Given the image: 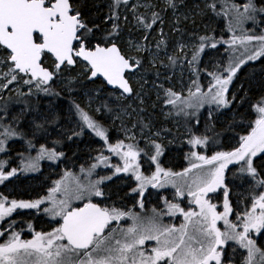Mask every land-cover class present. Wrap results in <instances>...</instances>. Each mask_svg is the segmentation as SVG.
I'll list each match as a JSON object with an SVG mask.
<instances>
[{
    "label": "snow or ice",
    "instance_id": "6c2138e0",
    "mask_svg": "<svg viewBox=\"0 0 264 264\" xmlns=\"http://www.w3.org/2000/svg\"><path fill=\"white\" fill-rule=\"evenodd\" d=\"M169 14L179 39L164 31ZM210 15L226 19L229 39H218L207 25L203 34L187 29L189 23L196 25L197 17ZM249 23L251 29L246 27ZM261 24L264 0H202L193 8L186 0H112L99 23L84 14L81 0H0V154L4 157L0 184L19 173L40 170L42 161L65 158L63 151H57L61 139L52 141L51 147L39 142L59 119L40 111L42 97L61 95L57 86L73 96L74 86L82 80L95 83L103 78L99 88L87 94L85 104L74 98L68 101L76 127L63 139L79 138L88 131L104 145L96 150L93 162L80 166L79 173L65 170L45 196L17 200L0 194V222L17 209L40 210L47 205L43 211L55 223L50 231L32 229L31 239L12 230L15 222L0 230V264H264V239L258 243L264 237V90L254 97L229 91L243 65L264 58V27L256 31ZM133 30L139 33L135 38ZM218 45L227 46L228 63L216 65L210 73L203 69L210 79L201 85L202 55ZM178 66L190 74L186 92L183 72L180 85L173 84ZM146 86L155 92L152 114L145 107L150 99ZM10 93L14 97L4 101ZM101 93L112 103L104 101ZM96 100L99 107H93ZM129 100L138 103L125 104ZM12 103L22 105L19 112L12 113ZM157 104L170 109L163 115L174 113L186 120L187 139L182 142L190 148V166L182 171L162 166L167 144L173 141L161 142L162 133L171 134L170 129L153 131ZM237 104H247L255 118L237 125L244 134L237 133L235 145L225 150L213 138L220 136L214 124L199 131V114L208 106L211 121L212 106L220 112ZM116 120L123 138L111 136ZM210 130L213 136L207 134ZM16 140L24 141L25 152L17 153L19 164L12 167L9 143ZM210 146L214 147L209 155ZM113 157L119 162L111 163ZM102 168L111 175H100L97 170ZM114 178L122 179L129 189L120 197L119 207L112 200ZM168 186L174 189L172 199L165 196L163 207L145 211L149 188ZM133 195L138 199L128 208L124 199ZM185 197L190 198L187 208L179 202ZM177 214L183 217L178 226L163 222ZM237 247L246 250L239 261Z\"/></svg>",
    "mask_w": 264,
    "mask_h": 264
},
{
    "label": "rangeland",
    "instance_id": "374dc122",
    "mask_svg": "<svg viewBox=\"0 0 264 264\" xmlns=\"http://www.w3.org/2000/svg\"><path fill=\"white\" fill-rule=\"evenodd\" d=\"M200 1H201V3H199V1L193 0V2H191L188 5L189 8H193L196 4L202 5V0H200ZM100 2L104 5L103 7H105V9H106L105 14L103 15V18H104L109 11V5L111 4L112 0H100ZM134 2H135V0H129V3H134ZM235 2L240 3L241 0H235ZM120 11L123 14L129 15L130 20L132 19L131 15L125 11L123 6H121ZM141 11H144V9H141ZM203 19L204 18L200 17L199 23L197 25H192L191 23H189L188 25L191 27L190 30L196 29L200 32V34H203L204 26L207 25L210 30H213L215 32L218 39L221 36H223L224 39L230 38L231 34L227 31V21L224 17L215 16V18H213L214 20L211 21V22H213V25L203 23L204 22ZM168 23L172 28V16H171V14L169 16ZM218 23H221L220 32L216 33L215 28H216V25ZM108 26L109 25H105V27H108ZM217 27H219V26H217ZM246 27L251 29L252 24L249 23L248 25H246ZM261 27H264V24H261L260 27H258L256 29L257 33H259ZM133 33H134L133 38H135L137 35H139V33H135V30H133ZM172 33L175 35V39H179V37L173 32V29H172ZM222 34H225V35H222ZM152 36L156 39L159 38L158 36H156L155 32L152 33ZM185 39H187V37H185ZM226 47L227 46L218 45V47L216 49H206L205 50L204 54L202 55V60H201L202 71H201V74L199 76V82L201 83V85H207V83L210 79V77L207 75L206 72L203 71V69H206L207 72L210 73V72H213L216 70V65H218V64L224 65V66L227 65L228 57H229L230 53L225 51ZM250 62H253V61H250ZM250 62H248V63H250ZM247 64L243 65L241 67L240 71ZM160 71L164 72L165 69L161 68ZM240 71L238 72V74L240 73ZM181 72H183V83L185 85V92H186L187 86H189V81H190V74L187 71L186 67L182 69L178 66L175 69V76L173 78V84H175L177 86L180 85V83H181ZM168 74L171 75L172 73L169 72ZM238 74H237V76H238ZM191 78H195V77H191ZM236 78L233 80V84H234ZM152 79H153L152 77H149V84H151ZM85 82H86L85 80H82L80 83L81 85L78 84L80 86L77 89L75 88L73 96H69L66 93L67 94L66 98H62V99L67 100L66 102H64L65 104L63 107H59L57 105L58 101H61V97L46 96V97H42L40 100V111L42 113H52L58 117H59L58 114L62 113V118L59 117V119L55 123H51L48 126V135H47L46 139H40L39 142L40 143H46V144H48L49 147H51L52 141L61 139L62 145L57 148V151H63L65 153V158L60 162H53V161H47V160L42 161L40 170L36 171L34 174L29 175L28 173H31V172L19 173L16 177L10 178V180H12V179H15L17 177L22 178V177L30 176L29 177V181H30V180H33L35 178V176L40 175V174L41 175L43 174L44 180H48L52 176L53 179H52V182L49 184L50 187L47 189V191L45 193L40 194L36 198L45 196L47 194L48 190L54 186V181L60 179L65 170L72 171L75 173H79L80 166L83 165L84 167H87L89 163L93 162L92 157L97 155L96 150L102 149L104 147L103 142L100 140V138L95 137L93 134H91L88 131H86L84 133V135L79 137V138L73 137L72 140L63 139V136L65 133L71 134V130L76 127L75 117H72L69 115V103H68V101L70 99L74 98L77 100V102H79L83 105L87 102V98H88L87 94L92 89H98L100 86L98 84L97 86H94L91 89H87V88L82 89L81 86L84 85L83 83H85ZM233 84L231 85L230 90H231ZM16 87H19V86H16ZM62 87L63 86H57L56 88H61V90H62ZM145 91L148 92L150 95V99L146 100L145 106H146V108H149L151 111H153L152 103L156 99L155 92H154V90H152L148 86L145 87ZM63 92H65V91H63ZM9 95H13V97H14V93L5 94L4 95V101H7L9 99ZM101 98L109 104L112 103V101L109 100L107 95H105L104 93H101ZM0 103H3V101H0ZM126 104H132V106L135 107L134 101L129 100V102ZM99 106H100V101L96 100L93 104V107H99ZM10 107H11L12 113L15 114V113L20 111L22 105H20L19 103H12L10 105ZM149 109L147 112L150 114ZM156 110H158V112H159L158 113L159 118H156L155 120H153V124H154L153 131H156V130L161 129V128L171 130V134H168L166 136H164V134L162 133V136L164 138L162 139L161 142L167 143V141H173L171 144H167V150H168V147L173 146V147H171L172 153L175 154V155H172V159H174L173 161H170L169 159H167V161H165V154H166V151H165L163 157L161 158L162 166H164L166 168L170 167L174 171H182L183 168L190 166V162L187 158V154L190 151V148L185 143L182 142V141H185L187 139L186 120L183 116H176L174 113L171 116L163 115L162 113H167L170 111V109L167 107L162 108V106L159 104H157ZM212 112H213L212 120L209 121V119H208V106H205L204 109H201L200 114H199L200 122L202 119H205L207 123L205 122V124L199 128L200 132H204L206 127L211 128L212 122H214V120L221 119V117L225 116L227 113V109H224V110H221L220 112H217L215 110V106H212ZM232 116H234V115H232ZM31 118L32 117L29 116V119H31ZM110 122L111 121H106V123H110ZM115 122H117L116 134H117V136H119V138H123L122 135H120V121L116 120ZM241 122H243V120ZM241 122H239V123H241ZM200 124H199V126H200ZM128 127H131V123H128ZM207 134L209 136H213V132L211 130L208 131ZM117 136H115L113 138H116ZM92 138L96 141L94 143L90 144L89 140H91ZM213 138L217 139L218 143L222 144L224 146L225 150L228 149L229 147H231L232 145H235V143L237 141V138L233 137V136H230L229 138H227V140L221 136H219L218 138L213 136ZM15 146H17V147H15ZM141 146L143 147V143L141 144ZM182 147H184L183 150L181 149ZM213 147L214 146L209 147L207 154L210 155L212 153ZM9 149H10V155L13 158L11 166L16 167L19 164V160L16 159L17 153L25 152V143L22 140H16L14 142H10L9 143ZM215 150H220V149L216 148ZM69 152H70V154H69ZM81 152H83L86 156H84V155L80 156L79 154ZM32 154L35 155V152L33 151ZM105 154H107V153H105ZM0 158H4L3 154H0ZM180 158H181V161H179V162H181V164L179 166V163L176 159L179 160ZM118 162H119L118 159L113 157L111 163H118ZM144 170H145V174H148V166L147 165L144 166ZM152 170H154V168ZM97 171L99 172L100 175H111V171L109 169H103L102 168V169H98ZM123 176H124V174H121V177H123ZM10 180L4 182L2 184V186H5V184L8 183ZM43 183L45 184L46 182H41V184H43ZM128 183H131V181H129ZM111 185H113V186L119 185L120 186L119 187L121 190V193L119 194L120 197L123 196L124 192L129 191L128 187L126 186L125 182L122 179L118 180V179L114 178ZM45 186H46V184L44 185V187ZM133 186H134V184H133ZM239 191L243 192L244 189L241 188V189H239ZM8 192H3L0 190V194H3L4 196L9 197V199H17V200L23 199V198L18 197L17 195L16 196L10 195ZM173 192H174V189L171 186H168L166 189L149 188L148 193L145 194V209L144 210L150 211L151 208H153V207H156V208L163 207V199L162 198L166 196L169 199H172V193ZM116 193H118V191H116L113 194L112 200L117 201V206L119 207L122 205L119 203V199H118L119 195H116ZM31 199H34V197ZM31 199H25V200H31ZM137 199H138V197H136L135 195H133L131 197H126L124 199V204H126L128 208H131ZM179 202L181 203L182 207L187 208L190 206V198L189 197L181 198ZM109 203H111V201H109ZM233 204H234V209H235V201H233ZM44 207H47V205H42L40 210H36V209H20L19 210V209H17L16 217L11 216L8 219H5L3 222H0V230L7 228L11 222H15V226L13 227L12 230L21 232L23 239H31L32 235L34 234L33 230H32V229H34L33 228L34 223L37 224V226L36 225L35 226L38 228L37 230L35 229V231H50L53 227H55V223H54V220L52 217H50L49 215L44 213V211H43ZM136 210L139 211L138 208ZM235 210L238 211L239 209H235ZM21 211L22 212L26 211L27 213L24 214ZM30 212H32V213H30ZM40 215H44V216H40ZM231 218L232 217H230V219ZM56 219H58V218H56ZM163 222L165 224H176L178 226L180 223L183 222V217L180 216L179 214H177L176 216H170V217L166 216V217H164ZM127 223H130V221L122 222V226H126ZM29 225H31L32 228H30ZM221 226H222V224H221ZM261 239H264V237H261L260 239H258V243L261 242ZM150 243H154V242H150ZM232 246L234 247L235 245L233 244ZM228 251H229V254L232 255L231 247L229 248ZM242 255L246 256V250H243V249H240L237 247V250L235 253L236 260L239 261L241 259Z\"/></svg>",
    "mask_w": 264,
    "mask_h": 264
},
{
    "label": "trees",
    "instance_id": "16d2710c",
    "mask_svg": "<svg viewBox=\"0 0 264 264\" xmlns=\"http://www.w3.org/2000/svg\"><path fill=\"white\" fill-rule=\"evenodd\" d=\"M195 1H199V3H201L200 0H195ZM187 4L189 5L191 2H193V0H186ZM81 4H82V11L84 12V14L86 16L92 17L94 19L97 20V22H100V19L103 18V15L105 14V7H103L104 5L100 2V0H81ZM170 16V14H169ZM169 16L166 17L167 20V24L164 28V31L166 33H171L173 39H175V35L172 33V28L168 23V19ZM199 18L197 17V23L196 25L199 23ZM213 18H215V16H209L208 18H204V22L205 24H211L213 25V22H211L212 20H214ZM220 25L221 23H218L216 25V33L220 32ZM104 24H101V27L103 28ZM219 26V27H217ZM182 27H184L182 25ZM187 29L189 31H191V27L189 25L186 26ZM225 35V34H222ZM50 63V60H49ZM86 82L83 83L84 85L81 86L82 89L87 88V89H91L94 86H97L101 81L97 80L95 83H90L89 81L85 80ZM81 85V84H80ZM80 85H75L74 87L77 89ZM100 85V84H99ZM241 86H243L241 88ZM56 91L61 93V101H58L57 105L59 107H63L64 106V102H66L67 100L62 99V98H66L67 94L66 92H63V90H61V88H56ZM262 90H264V58H260L256 61L250 62L248 63L244 68H242V70L240 71V73L238 74L231 90L230 93L235 92L237 93L238 96L243 95L244 92H247L249 96H256L258 95ZM129 101H126V103H128ZM136 103L138 102H134V105L136 106ZM146 107V106H145ZM149 108H146V110L148 111ZM150 111V114L153 113V111ZM148 113V112H147ZM158 110H155L154 113V119L159 118L158 116ZM60 118H62V113L58 114ZM234 115V116H232ZM255 115L254 113H252L249 110V106L247 104L243 105V106H238L234 105L230 110L227 109V113L225 116L221 117V119L218 120H214V122H212V125L214 124L215 126V132L220 133V136L223 137L224 139L227 140V138H229L230 136L233 137H237V133L239 134H244L243 129L237 125H239L242 120L244 123H246L248 120L250 119H254ZM234 119H235V123H234ZM206 120L202 119L201 120V124L199 126L202 127L205 124ZM207 123V122H206ZM242 123V122H241ZM232 124V128H229V125ZM159 125V124H158ZM116 127H117V122H115V127L113 128L112 132H111V136L115 137L117 136L116 134ZM96 140H94L93 138L91 140H89V143H94ZM183 146V145H182ZM17 147V146H15ZM173 147V146H171ZM168 147V150H166V154H165V161H167V159H169L170 161H173L174 159H172V155H175L172 153V148ZM176 147V146H175ZM175 149V148H174ZM182 150L184 149V147L181 148ZM181 150V151H182ZM71 152V151H70ZM69 152V154H70ZM86 156L83 152H81L79 154ZM83 156V157H84ZM179 163V166L181 164V158L178 160L176 159ZM53 177L51 176L48 180H44L43 174L42 175H38L35 176V178L33 180L29 181V177L28 178H15L13 180H10L8 183H6V187L3 190V192H8L10 195H17L20 198L23 199H31L37 195H40L42 193H45L48 189V186L50 184V182H52ZM41 182H46V186L44 187V183L41 184ZM110 187L113 190V193H115L116 191H118V193H121L120 190V186H113L110 185ZM3 189V188H2ZM14 196V197H15ZM115 197V196H114ZM120 199V195L119 198ZM25 214V212H24Z\"/></svg>",
    "mask_w": 264,
    "mask_h": 264
},
{
    "label": "flooded vegetation",
    "instance_id": "af4514ba",
    "mask_svg": "<svg viewBox=\"0 0 264 264\" xmlns=\"http://www.w3.org/2000/svg\"><path fill=\"white\" fill-rule=\"evenodd\" d=\"M104 27H105V25L103 26V28H104ZM97 80L101 81V82L99 83L100 85L103 83V80H102V79H97ZM97 80H96V81H97ZM109 90H110V89H109ZM4 189H5V188L3 187L2 191H3ZM38 196H39V195H37V196H35V197H38ZM26 220H27V219H26ZM35 225L37 226V224L34 223L33 228L37 230L38 228H37Z\"/></svg>",
    "mask_w": 264,
    "mask_h": 264
},
{
    "label": "crops",
    "instance_id": "0c3cea01",
    "mask_svg": "<svg viewBox=\"0 0 264 264\" xmlns=\"http://www.w3.org/2000/svg\"><path fill=\"white\" fill-rule=\"evenodd\" d=\"M34 173H35V172H31V173H28V174H29V175H32V174H34ZM12 180H13V179H12ZM5 182H6V181H5ZM2 187H3L2 184H0V190L2 189ZM19 210H20V209H19ZM16 211H17V210H16ZM14 213H15V212H14ZM14 213H13V214H14ZM13 214H12V216H13ZM5 219H8V218H5Z\"/></svg>",
    "mask_w": 264,
    "mask_h": 264
},
{
    "label": "water",
    "instance_id": "95a60500",
    "mask_svg": "<svg viewBox=\"0 0 264 264\" xmlns=\"http://www.w3.org/2000/svg\"><path fill=\"white\" fill-rule=\"evenodd\" d=\"M97 79H102V80H103V78H102V77H100V78H97Z\"/></svg>",
    "mask_w": 264,
    "mask_h": 264
}]
</instances>
